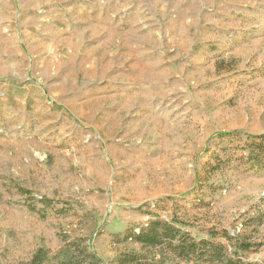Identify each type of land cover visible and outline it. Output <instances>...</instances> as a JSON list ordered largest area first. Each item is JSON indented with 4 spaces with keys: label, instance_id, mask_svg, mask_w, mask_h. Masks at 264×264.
<instances>
[{
    "label": "rangeland",
    "instance_id": "obj_1",
    "mask_svg": "<svg viewBox=\"0 0 264 264\" xmlns=\"http://www.w3.org/2000/svg\"><path fill=\"white\" fill-rule=\"evenodd\" d=\"M155 220L264 264V0H0V264H188Z\"/></svg>",
    "mask_w": 264,
    "mask_h": 264
},
{
    "label": "trees",
    "instance_id": "obj_2",
    "mask_svg": "<svg viewBox=\"0 0 264 264\" xmlns=\"http://www.w3.org/2000/svg\"><path fill=\"white\" fill-rule=\"evenodd\" d=\"M257 137V138H262ZM178 222L151 221L139 234L131 238L141 244L143 248L164 250L167 256H173L188 264H254L244 260V253L258 250L261 245L241 241L232 236L228 231L222 233L212 232V239L222 236L235 249L233 253L222 244L212 240H196L191 234L183 232L175 224ZM41 252L36 255L34 263L40 262ZM154 259L149 260L146 256L126 254L118 264H153ZM164 262V261H163ZM163 262H159L162 263Z\"/></svg>",
    "mask_w": 264,
    "mask_h": 264
}]
</instances>
